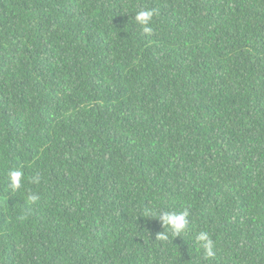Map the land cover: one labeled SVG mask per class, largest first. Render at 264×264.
<instances>
[{
    "label": "trees",
    "instance_id": "16d2710c",
    "mask_svg": "<svg viewBox=\"0 0 264 264\" xmlns=\"http://www.w3.org/2000/svg\"><path fill=\"white\" fill-rule=\"evenodd\" d=\"M0 264H264V0H0Z\"/></svg>",
    "mask_w": 264,
    "mask_h": 264
},
{
    "label": "clouds",
    "instance_id": "9594fccd",
    "mask_svg": "<svg viewBox=\"0 0 264 264\" xmlns=\"http://www.w3.org/2000/svg\"><path fill=\"white\" fill-rule=\"evenodd\" d=\"M155 14L154 9L140 10L135 14V21L142 26V30L145 34H152L153 29L150 27V22L153 15ZM9 187L13 191H17L22 187V179L24 173L20 169H9L8 170ZM35 180V178H33ZM39 197L36 194L29 193L27 200L29 203H36ZM146 215L153 216L154 213L150 209H146ZM189 211L184 208L178 212H163L160 213L159 218L162 220L166 232L160 234V238L167 240L169 233L172 237H175L184 232L188 227ZM23 219V217H19ZM195 241L199 244V247L203 250L204 258L209 259L215 256L214 241L210 238V234L207 231L201 230L195 235Z\"/></svg>",
    "mask_w": 264,
    "mask_h": 264
}]
</instances>
